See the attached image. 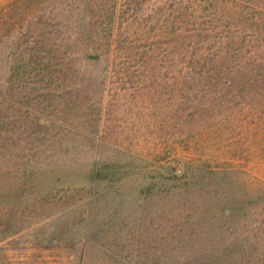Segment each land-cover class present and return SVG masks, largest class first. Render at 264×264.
<instances>
[{"label": "rangeland", "instance_id": "374dc122", "mask_svg": "<svg viewBox=\"0 0 264 264\" xmlns=\"http://www.w3.org/2000/svg\"><path fill=\"white\" fill-rule=\"evenodd\" d=\"M177 1L0 0V34L5 18H23L19 34H51L41 39L47 49L70 37L60 50L71 52L57 69L70 72L35 78L25 99L0 59L4 101L32 116L13 120L26 131L14 150L21 158L0 160L16 169L0 191L27 180L8 207L21 232L0 244V264H264V0H238L258 8L251 74L189 82L186 92L169 68ZM64 19L70 29L55 41L45 23ZM84 20L96 48L114 41L150 53L103 75L104 63L77 53L89 44L78 36ZM37 128L43 134L29 138Z\"/></svg>", "mask_w": 264, "mask_h": 264}, {"label": "trees", "instance_id": "16d2710c", "mask_svg": "<svg viewBox=\"0 0 264 264\" xmlns=\"http://www.w3.org/2000/svg\"><path fill=\"white\" fill-rule=\"evenodd\" d=\"M208 1L210 4L204 5ZM238 0H178L177 9L173 11V17L171 18L170 26V74L173 80L177 83V92L192 91L191 87H186L185 84L189 82H204V81H221V80H233L236 78L248 77L251 72V65L253 64V57L255 53H252L251 41L248 39V31H252L253 26H256V14L258 8H255L251 2L244 1L242 4ZM228 4L227 9L225 6ZM244 4L251 5L243 6ZM224 8V9H222ZM226 9V10H225ZM39 18H34L29 24V29L38 21ZM26 21L23 18H11L7 17L3 20L4 30L0 34V44L5 43L3 47L4 53H0V59L4 60L6 66L5 73L11 76L17 84V96L18 98L25 99L27 95H31L35 92V89L31 88L32 83L35 84V78H50L54 77L56 73L63 75L68 74L70 70L68 67L63 68L61 71L57 70L60 66H69L70 50L61 51L60 48L64 45H69L70 37H64L60 39V42L53 43V47L47 49L44 41L41 40L45 36H51L47 32H41L35 34L32 32L35 29H30L25 34H19L17 26L21 29L26 25ZM52 22L55 20H51ZM46 27L56 33L55 41L61 35L63 29L66 30L65 35L70 29L67 19L63 22H53ZM83 26L80 28L79 39L83 36V41L89 43L86 45L87 49H78L77 53L81 58L85 60L87 64H100L104 63L106 69L103 75L115 74L117 68H125L135 56L141 57L148 56L150 51L145 52L143 48L142 52H135V49L130 47H118L113 42L105 48H96L94 46L93 34L88 32L87 26L91 25L90 20H84ZM65 24V25H64ZM45 28V29H47ZM244 30V31H243ZM15 31L16 34H15ZM21 31V30H20ZM84 31V32H83ZM53 33V34H54ZM242 33V34H241ZM64 35V33H62ZM12 37V40L6 38ZM112 37V35H111ZM20 40L19 43L13 42L14 40ZM88 40V41H87ZM82 40H80V43ZM66 44V45H65ZM12 47L15 49L12 50ZM11 51V52H10ZM58 53V54H56ZM95 53V56L90 54ZM136 53V54H134ZM81 55H84L82 57ZM55 58L59 61L54 65ZM56 59V60H58ZM12 61L9 65V61ZM111 67V71L109 70ZM52 69V70H51ZM2 70V68H1ZM125 70V69H124ZM65 72V73H64ZM126 71H122L123 73ZM79 75L86 79L92 77L91 72L83 75L79 70ZM7 75V74H6ZM8 83V81H7ZM178 84H183L182 87H178ZM2 91V90H1ZM0 91V160L7 158H21L22 153L14 155V150L18 146L20 137L26 135V131L18 129L14 126V118L16 121L28 120L32 117L30 112L23 113L18 110L16 116L14 115V109L11 104L6 103L4 99L9 100V90L5 95H2ZM19 104H22L21 102ZM37 120V119H36ZM39 120V119H38ZM40 121V120H39ZM32 135L29 138L41 136L43 134L42 129H32ZM27 149V147H24ZM37 152L41 149V146L33 147ZM43 149V148H42ZM32 150V147H31ZM28 163L24 165L26 168ZM11 166H3L0 164V181H3L4 175L9 176L14 169L9 168ZM19 170V167L17 166ZM12 170V171H11ZM15 173V172H14ZM18 173V172H17ZM94 173V171H93ZM92 173V174H93ZM27 173H24L26 175ZM91 175V174H90ZM92 176V175H91ZM185 177V174L182 176ZM93 178V177H92ZM26 177L19 182V187L15 188V193L10 196V193L14 190L0 191V207L1 210L5 207V212L0 214V244L5 240H12V237L17 236L21 232V228H17V224L13 222V210H8L11 205V201L14 199L19 202L27 192ZM17 189V190H16ZM19 189V190H18ZM7 209V210H6ZM9 212V213H8ZM215 263V262H214ZM211 260L203 259L202 257H196L185 262L178 261L175 264H214Z\"/></svg>", "mask_w": 264, "mask_h": 264}]
</instances>
